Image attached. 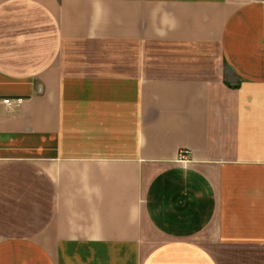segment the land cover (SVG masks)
I'll return each instance as SVG.
<instances>
[{
    "label": "crops",
    "instance_id": "1",
    "mask_svg": "<svg viewBox=\"0 0 264 264\" xmlns=\"http://www.w3.org/2000/svg\"><path fill=\"white\" fill-rule=\"evenodd\" d=\"M0 264H264V0H0Z\"/></svg>",
    "mask_w": 264,
    "mask_h": 264
},
{
    "label": "built area",
    "instance_id": "2",
    "mask_svg": "<svg viewBox=\"0 0 264 264\" xmlns=\"http://www.w3.org/2000/svg\"><path fill=\"white\" fill-rule=\"evenodd\" d=\"M18 101H20V100H18ZM4 102L7 103V104H11V103H12V99H5ZM180 159H181V160H188L189 157H188L187 152H185V151L182 152V153L180 154Z\"/></svg>",
    "mask_w": 264,
    "mask_h": 264
}]
</instances>
